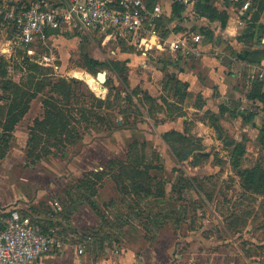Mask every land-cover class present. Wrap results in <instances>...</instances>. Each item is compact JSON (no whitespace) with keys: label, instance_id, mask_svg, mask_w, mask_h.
I'll return each mask as SVG.
<instances>
[{"label":"rangeland","instance_id":"rangeland-1","mask_svg":"<svg viewBox=\"0 0 264 264\" xmlns=\"http://www.w3.org/2000/svg\"><path fill=\"white\" fill-rule=\"evenodd\" d=\"M157 1L171 13L166 28L177 37H188L192 49L184 53L143 49L97 31H61L38 42L32 55L37 60L25 62L26 53L13 38L12 27L0 22V200L18 197L31 202L28 207L14 208L51 225L64 242L61 249L49 254L63 255L68 248L81 259L99 261L116 255L113 248L121 254L131 248L135 264H264V186L255 189L257 186L246 185L233 159L234 146L243 141L247 153L240 166L259 163L264 168V144L258 128L264 126V104L247 100L250 88L246 91L243 85L251 82L255 87L264 82V65L246 62L241 69L244 78L228 76L227 84L203 57L225 55L235 63L234 47L238 50L247 44L234 38L231 43L226 40L228 33L219 30V21H200L202 17L192 2L186 4L184 17L177 19L172 14L173 0ZM250 1L234 6L232 11L235 19L231 22L241 26L236 27L235 34L241 37L252 31L253 20L248 15L256 9L253 5H260V0ZM239 11L245 12L243 18ZM258 21L264 30V13ZM200 26L213 34L201 33ZM197 34L201 39L193 43ZM261 40L255 37L253 49L264 48ZM43 57L51 60L37 62ZM176 57L178 64L169 66L170 59ZM94 60L102 65H95ZM221 60L226 62L225 58ZM121 61L127 62L125 73L112 69L121 67ZM76 70L92 75L94 80L99 71L107 70L108 81L104 89L97 90L76 77ZM181 72L184 75L180 79ZM192 72L197 76L194 85ZM168 73L192 85L190 94L184 98L174 95ZM60 79L66 80L75 94L76 110L70 115L78 123L72 119L69 122L78 140L62 143L60 135L65 138L68 132L50 134L35 126L38 148L31 150L27 145L30 129L36 119L43 118L44 101L66 98V89L52 92L49 84L42 90L39 83ZM73 79L79 81L76 86L70 83ZM200 89H205L207 96ZM92 95L104 100L109 97L111 107L104 108L110 115L108 126L96 118L84 121L80 108L92 101ZM127 95L131 101L125 98ZM226 99L232 104L221 114L219 123L223 127L218 130L210 114L220 112ZM28 104V112L20 118ZM231 108H237L236 113H253L254 118L246 121L232 114ZM109 126L114 128L111 133ZM172 129L187 132L193 140L181 141L172 134L170 141H164L163 132ZM173 148L185 152L193 148L195 155L181 158ZM130 149L137 155L141 150L143 158L135 161L140 164L132 163L135 155H126ZM199 151L207 157L196 156ZM38 154L43 158H34ZM141 159L156 164L151 169L153 181L146 175L132 174L138 187L128 184L130 191L126 183L132 177L127 170H145ZM147 182L153 189L152 195L146 196L142 183ZM55 201L62 207L60 212L54 208Z\"/></svg>","mask_w":264,"mask_h":264},{"label":"built area","instance_id":"built-area-1","mask_svg":"<svg viewBox=\"0 0 264 264\" xmlns=\"http://www.w3.org/2000/svg\"><path fill=\"white\" fill-rule=\"evenodd\" d=\"M166 16L160 1L150 5L148 0H64L52 5L46 0H33L19 6L0 2V18L15 27V41L31 57L35 54L34 46L46 41L51 30L97 31L143 49L186 52L190 48L188 37H177L175 32L164 36ZM200 39V34L195 35L193 43ZM49 60L51 57H43L38 62ZM53 204L56 210H62L58 201ZM1 223L0 264H32L64 246L56 234L44 233L36 218L23 215L17 208L3 215Z\"/></svg>","mask_w":264,"mask_h":264},{"label":"trees","instance_id":"trees-1","mask_svg":"<svg viewBox=\"0 0 264 264\" xmlns=\"http://www.w3.org/2000/svg\"><path fill=\"white\" fill-rule=\"evenodd\" d=\"M3 0H0V2ZM227 3L230 2H234L236 5H241L243 3V1L245 0H224ZM257 2V0H253V2ZM155 2H157V0H148V3L150 5H153ZM22 3V1L20 3H10L11 5H17L19 6ZM27 3H29L27 1ZM259 6H255L253 5V7H255L256 9H252V24H251V29L252 31H250V33H247L245 35V37L243 36L242 38H244L246 41H253L255 39V37L257 36V40H261L262 34L264 35V30H261V26H263L262 23H258L259 21V17H261V14L264 12V2L260 0L259 2ZM171 7H172V14L174 17H176L177 19H182L184 17V11L187 8V5L182 1V0H173L171 3ZM194 9L197 12V14H199L200 16H205L207 18H209L211 21H220L221 26L223 28L226 27L228 19H229V13L226 9H219L215 4H214V0H195L194 1ZM171 14V13H170ZM168 16V14H167ZM167 16L164 19L165 25H166V19ZM171 16V15H170ZM0 22L4 23L6 27H12V36L14 38V34H15V27L13 28L12 25H9L7 22L3 21V18H0ZM258 28V29H256ZM264 28V27H262ZM256 29V30H255ZM200 32L201 33H205L207 35H211L213 34V32L210 29H206L205 27L200 28ZM254 30V31H253ZM74 31H67L65 32L67 33H71ZM168 33H170L169 29L166 28L163 30V34L164 36H167ZM256 33V35H255ZM61 31H48V36L51 37L52 35H60ZM262 41V40H261ZM21 49L25 52V50L21 47ZM26 53V52H25ZM238 57L244 60H248L252 63H261L262 60L264 59V48L261 49H245L242 50L238 53ZM25 62L28 61H36L35 58H32L31 56H29L27 53L25 54ZM179 61V58H171L170 62L168 63L169 66L172 65H176ZM38 62V61H37ZM95 63V65L97 66H101L102 63L94 60L93 61ZM127 62L126 61H121L120 65L121 67H117V66H111L113 70L115 71H119L121 73H125L127 70ZM169 74V80L172 82V86H173V92L174 95H181L182 98L186 97L187 95L190 94V91H188L189 88V84L188 82H182L180 81V79L174 75L173 73H168ZM76 80H72V85L76 86L77 85ZM39 84H41V89L43 90L45 87H47L49 84H51V89L50 91L52 92H57L58 89H66V93L65 96L66 98L64 99V101L61 100H57L54 97H50V99H46L44 101V115L42 119H36L35 120V125L33 127H31L30 129V135H29V139H28V147L31 148V150H35V148H38V141H39V136L35 133V126H37L38 128L42 127L43 129H46L48 131V133L51 134V132H54L55 134H61V133H69V136H66L65 138H62V135H60V142H65L67 141L68 143H74L76 142V140H78V135H76L74 128L71 129L70 127V122L69 119L73 120V117L70 115L71 112H73V109L76 110V107H73V105L75 104L74 99H75V94L73 93L72 88L70 89L69 83L66 80H59V81H42V83L40 82ZM117 95L120 97V92H117ZM249 97L251 99L254 100H259L260 102H262L264 104V82H260L257 83L255 85V87L252 88V90L249 92ZM125 98H127L128 100L131 101V98L129 95L125 96ZM154 98V97H153ZM109 99L106 98L101 99V98H96L92 95V101L89 102V104H84L83 107L80 108V112L82 114V117L84 119V121H88L91 122L92 118H96V121L98 123H102V125H107L108 126V122L110 120V115L109 113L104 109L105 106L108 105V107H111V105L109 106L107 101ZM29 104L27 105V107L25 108V110H23L21 116H24L28 110H29ZM228 105H222L221 106V110L219 112V114L211 112L210 116L215 120L214 127H216L218 130L221 129L223 126L219 123V116L220 114H223L224 112H226L228 110ZM235 112V115L239 114L243 117L244 120H248L251 121L254 118V114L253 113H244L242 111H239L238 113H236L235 110H232V114ZM76 122V121H74ZM78 123V122H76ZM253 126L258 127L256 124L252 123ZM48 127V128H46ZM74 127V126H73ZM110 128L108 129L109 132L111 133L114 128L109 126ZM260 132L262 133L261 136V141L264 144V126L258 127ZM93 129V128H89L88 130ZM53 133V134H54ZM172 134H176V136L179 138V140L181 141H189L190 139H192V137L187 136V132H180V131H170V132H165L163 134V137L165 139V141H170L169 139V135ZM68 135V134H67ZM57 137V136H56ZM193 140V139H192ZM231 144V143H230ZM196 145H193L194 148ZM174 152L180 156L181 158H187L189 155H195V149H189V151L185 152L184 150L178 149V148H173ZM131 150V149H130ZM60 151V150H59ZM62 152H65L64 150ZM233 159L235 161V163H237V167L239 169V172L244 174V182L246 183V185L253 187V186H257L255 189H260L262 188V186H264V168L262 167V165H260L259 163L255 164L252 167H247V168H242L240 166V161L242 156H244L247 153L246 150V145L245 142H241V143H236V145L234 146V150H233ZM29 153L31 156H33L32 151ZM136 154H131V155H135L133 157L134 158V162H132L133 164H140L139 162H135L139 157H142L143 154L137 155ZM43 155L38 154V155H34V158L41 159ZM196 156L198 157H203L206 158L207 155L204 152L199 151V153L196 154ZM143 158V157H142ZM143 160V165H144V169H137L136 167H132L131 170H127V174H130V176L132 174L139 176V175H146V179H148L149 181H153L151 177V169L153 167H156V164L148 163L146 162V160L141 159V161ZM140 161V162H141ZM234 163V164H235ZM157 166H162V165H157ZM236 166V165H235ZM150 171V172H149ZM132 177V176H131ZM136 178V177H135ZM151 182H147V183H142L143 187L145 188V195L147 196L152 195V187H151ZM128 184H131L133 187H138V184L136 183V181L133 179V177L131 179H129L126 183V187L130 188L129 190L131 191V186L128 187ZM156 184V183H155ZM142 189L140 190H143ZM139 189V188H138ZM148 190V191H147ZM130 193V192H129ZM60 212V211H59ZM22 213V212H21ZM8 214V212H6L4 215ZM23 215H27V216H31L28 213H22ZM33 219H35V217L31 216ZM38 224L41 226L42 231L44 233H54V229L51 227V225L49 226V224H43L41 223V221L39 220V218H36ZM53 226L55 224V219H53Z\"/></svg>","mask_w":264,"mask_h":264},{"label":"crops","instance_id":"crops-1","mask_svg":"<svg viewBox=\"0 0 264 264\" xmlns=\"http://www.w3.org/2000/svg\"><path fill=\"white\" fill-rule=\"evenodd\" d=\"M22 1V3H27V1L28 2H30V1H33V0H20V2ZM48 3H50V4H52V5H58V4H61L63 1L61 0H59V1H56L55 3H52V2H50L49 0H46ZM191 2H192V4L194 5V0H191V1H189V2H187V3H185V4H191ZM222 2H223V4H221V0H214V4L219 8V9H226L227 11H228V13H229V19H228V21L229 22H227V25H226V27L225 28H223L222 26H221V28H219V30H223V32H225V33H228L227 35L228 36H226V40H228L229 42L234 38L236 41H238L239 43H245V44H247V46L246 47H243L242 49H238L237 50V48L236 47H234L235 49H234V55H235V58H234V60H236V62L234 63V62H232V60L231 59H228V60H226L227 58L225 57V55L222 57V58H219V57H213V58H211L210 56H204L203 57V60L204 61H206L207 62V64H211V65H213L214 66V69H216L215 71L219 74V75H221L222 77H223V79L225 78L226 79V83L228 84V81H227V79H229V77H232L233 75H235V76H237L238 78H241V79H243L244 77L242 76V71H241V69H242V66H244V65H246V62L248 63L249 61L248 60H244V59H241V58H239L238 57V53L240 52V51H242V50H245V49H253V47L256 45V41H255V39L253 40V41H246L245 39H243L241 36H238V35H236L235 34V32H236V27L238 26V28L240 27L241 28V26H239L238 24H236L237 26H235L232 22H231V20L232 19H235L233 16H232V11H234L233 9H234V6H236V7H238L234 2H230V3H227V2H225L224 0H222ZM245 2H246V4L247 3H251V1L250 0H245ZM221 5H223V7L221 6ZM166 10V12H167V14L169 15L170 13V11H168L167 9H165ZM242 10V9H241ZM196 12V11H195ZM197 13V12H196ZM240 13H241V15H242V18L244 17L243 16V14L245 15V12L244 11H239V14L238 15H240ZM264 13V12H263ZM199 15V14H198ZM241 15H240V17H241ZM252 15L250 14V15H248V18H250ZM200 17H202L201 19H200V21H205L206 19H208L210 22H218L217 20L216 21H211L209 18H207V17H205V16H200ZM197 22L199 21V20H196ZM220 22V21H219ZM243 22V21H242ZM204 23V22H203ZM205 27H206V25H205ZM200 28H202L201 26H200ZM251 29V28H250ZM234 30V31H233ZM238 30V29H237ZM262 41L264 42V40L262 39ZM231 43V42H230ZM249 46V47H248ZM235 50H237V51H235ZM225 58V60H226V62L228 61V63H226V62H224V60H221V59H224ZM250 63V62H249ZM178 64V63H177ZM176 64V65H177ZM238 64V65H237ZM251 64V63H250ZM255 65H257V64H262V65H264V59L262 60V62L261 63H254ZM254 64H251V66L252 65H254ZM237 66L236 68H231V66ZM209 71V70H208ZM181 74H183L184 75V73H180V76L181 77H179L180 79L182 78V76L183 75H181ZM191 75L194 77L193 78V80H191V84H193L194 83V80L197 78V76H196V74H195V72H192L191 73ZM232 75V76H231ZM229 76V77H228ZM195 84V83H194ZM193 84V85H194ZM244 85V87H245V90L247 91V88H250V91L252 90V88H253V85L251 84V82L249 83V82H246V83H244L243 84ZM224 86V85H223ZM191 87H192V85H189V88H190V90H191ZM203 93H204V95L205 96H207L206 94V90L205 89H200ZM249 91V92H250ZM234 92H239L238 90H234ZM206 93V94H205ZM246 99L248 100H252V101H258L259 102V100H254V99H251L250 97H249V93H247L246 94ZM226 102H227V104H229L228 106H231V101L229 100V99H226ZM226 104V105H227ZM237 104L240 106L239 108H238V110H241V105H240V100H238L237 101ZM232 110H236L237 108H231ZM227 112V111H226ZM215 113H217V114H219V112H215ZM229 113V112H228ZM221 117V114H220V116H219V118ZM255 122V121H254ZM258 126V125H257ZM174 130H176V131H180V129H172V130H165L164 132H163V134L165 133V132H170V131H174ZM163 134H162V139L165 141V139H164V137H163ZM187 136H188V133L186 134ZM26 136L27 135H25V144H26V140H27V138H26ZM139 152H140V154L142 153L141 152V150H139ZM129 154H132V150H128L127 152H126V155H129ZM145 154V153H144ZM159 155L161 156H164V154L162 153V152H160L159 153ZM8 158V157H7ZM5 161V160H4ZM146 162H148L149 163V161L146 159ZM166 166V165H165ZM29 204H31V202H28V201H26L24 198H18V197H14L12 200H10V201H8V200H6L5 198H2L1 200H0V229L2 228V223H1V218H2V216L6 213V212H8L9 210H11V208L13 209L14 207H17V206H21V208H23L24 206H29ZM68 250V248H66L64 251H65V253L62 255V254H60V255H58V253L57 254H49V255H46V256H44V257H42V258H40V259H38V260H36V261H34L32 264H135V260H136V257H135V255H134V252H133V250L131 249V248H128V251L127 252H124V253H119V250H117V249H112V253L113 252H116L117 254L116 255H113L110 259H102V260H99V261H94V260H86V259H81L80 257V255H78L77 253H76V251H74V250H69V251H67ZM63 251V252H64ZM62 252V253H63ZM72 254H71V253ZM69 253H70V255H69ZM61 258V259H60Z\"/></svg>","mask_w":264,"mask_h":264},{"label":"bare ground","instance_id":"bare-ground-1","mask_svg":"<svg viewBox=\"0 0 264 264\" xmlns=\"http://www.w3.org/2000/svg\"><path fill=\"white\" fill-rule=\"evenodd\" d=\"M74 75L76 77H79V78H82V79H85V81H88L89 84H91L92 86H95L97 90H100L101 89V84H99L96 80H94L90 74H87L86 72H82V71H79V70H76L73 72ZM90 85V86H91ZM102 91V90H101ZM105 91V90H104ZM103 92V91H102Z\"/></svg>","mask_w":264,"mask_h":264},{"label":"water","instance_id":"water-1","mask_svg":"<svg viewBox=\"0 0 264 264\" xmlns=\"http://www.w3.org/2000/svg\"><path fill=\"white\" fill-rule=\"evenodd\" d=\"M95 80H97L101 84V88L104 89V84L108 81V72L107 70L99 71L96 75ZM122 122L121 120L119 121Z\"/></svg>","mask_w":264,"mask_h":264}]
</instances>
